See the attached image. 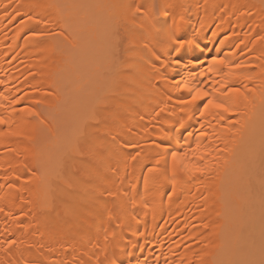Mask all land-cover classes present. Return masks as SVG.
Segmentation results:
<instances>
[{
    "label": "bare ground",
    "instance_id": "1",
    "mask_svg": "<svg viewBox=\"0 0 264 264\" xmlns=\"http://www.w3.org/2000/svg\"><path fill=\"white\" fill-rule=\"evenodd\" d=\"M0 120V264H264V0H0Z\"/></svg>",
    "mask_w": 264,
    "mask_h": 264
},
{
    "label": "snow or ice",
    "instance_id": "2",
    "mask_svg": "<svg viewBox=\"0 0 264 264\" xmlns=\"http://www.w3.org/2000/svg\"><path fill=\"white\" fill-rule=\"evenodd\" d=\"M136 11L139 12L140 8L137 7ZM31 19H32V17H29V20H31ZM173 42L176 45L174 50L177 53L180 52L185 47L186 43H191L190 41L186 42L184 39H181L179 37H176ZM219 62L223 63V61H219ZM237 67H239V65H237ZM189 91L191 92L190 100L189 101H182V103H195L196 101L202 100L205 96L208 95V93L202 91L201 89H195V90L189 89ZM230 92L237 95V96L239 95L238 89L232 88V89H230ZM209 107L219 109V110H222L225 112L229 111V108L224 103H218V102H215L214 100H208V102L204 104L203 110H201V115H203L204 111L207 110ZM0 123H3V121L0 120ZM181 127H183V125H181ZM185 155H186L185 153H181L178 151H172L171 152V160H172L173 166H175L177 161L180 160L181 158H183ZM156 171H157V169H155V168L149 169V172H156ZM197 171H199V169H197ZM8 243L11 244V243H13V241H8Z\"/></svg>",
    "mask_w": 264,
    "mask_h": 264
}]
</instances>
